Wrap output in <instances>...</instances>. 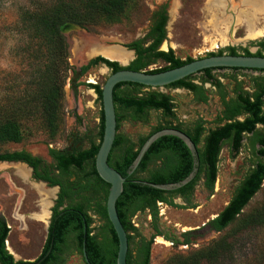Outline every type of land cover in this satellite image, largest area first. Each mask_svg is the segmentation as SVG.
Segmentation results:
<instances>
[{
  "label": "trees",
  "instance_id": "trees-1",
  "mask_svg": "<svg viewBox=\"0 0 264 264\" xmlns=\"http://www.w3.org/2000/svg\"><path fill=\"white\" fill-rule=\"evenodd\" d=\"M141 0H55L52 3H38L32 8H24L18 14L16 31L26 37L24 62L30 67V74L23 88L24 92L7 107L0 106V144L19 142L22 132L15 116L22 107H39L51 128H56L63 114L64 84L74 67L69 63V43L62 32L65 24L87 27L103 20L118 19ZM166 4H159L151 11L149 30L142 39H135L125 45L135 51V57L127 65L109 60L100 55L88 60L79 67L81 72L98 62L105 63L110 72L119 69L145 70L158 72L170 69L193 60L191 57L180 59L167 51L157 50L166 35ZM153 38L147 45V40ZM258 46L256 52L246 48L245 55H264V38L252 42ZM229 54H237L234 47H227ZM209 52L207 55H218ZM20 69L15 74L21 83V44L18 46ZM155 59L165 64L159 68L145 69ZM242 70L239 67H209L200 70V83L194 82V75L174 81L164 87L184 88L193 94L197 101L206 102L207 91L203 83L209 82L215 87L222 109L215 117L216 125L207 129L202 148H198L197 172L186 184L173 190H162L148 183L162 184L180 181L192 169V156L185 143L174 135H162L155 139L145 151L137 167L128 174L129 166L135 159L145 140L162 128H175L186 133L197 146L205 132L204 121H196L190 128H184L178 121L174 110L172 96L158 89L142 91V87L151 88L134 82H119L113 88V102L116 113V130L122 119L132 121L147 120L148 110H160L168 124L154 127L145 136L133 141L129 136L116 133L107 163L123 177L122 192L116 200V211L128 240L126 254L127 264H149L150 249L154 235L146 237L131 234L136 228L132 217L138 211L148 210L151 217L158 215L157 202L169 206H179L174 197L179 196L189 202L196 182L202 177L204 188L210 192L214 189L218 171V155L224 141H227L231 155H236L247 139V146L254 156L253 166L234 187L232 194L223 208L207 221L210 229L219 232L232 223L242 213L252 196L260 189L264 180V133L256 128L264 126V76L252 77L254 89L250 92L243 88L244 82L237 80L234 74L223 75L234 81L230 95L225 85L213 73V70ZM263 71L264 69H256ZM18 83V82H17ZM16 83V84H17ZM94 89L100 102L97 142L87 148L55 149L49 148L48 162L34 156L25 149L0 152L1 161H22L31 167V176L42 180L48 186L57 185V198L51 206L47 234L39 254L33 259H15L6 248L5 241L9 232L4 218L0 216V264H63L71 251L78 252L82 258L83 244L91 264H116L118 241L106 213V196L109 184L102 180L95 169V155L103 132V114L101 108V86L88 83ZM241 117V118H239ZM159 160V163L157 162ZM95 213L102 223L93 233L92 218ZM247 229L264 228V201L251 209L241 218ZM156 234H162L156 229ZM184 242L186 232L181 233ZM167 236V235H164ZM168 237V236H167ZM177 241L175 238H169ZM228 238L221 236L211 240L206 246L193 249L180 264H216L222 255L229 251ZM86 264V263H85ZM264 264V261L262 262Z\"/></svg>",
  "mask_w": 264,
  "mask_h": 264
},
{
  "label": "rangeland",
  "instance_id": "rangeland-1",
  "mask_svg": "<svg viewBox=\"0 0 264 264\" xmlns=\"http://www.w3.org/2000/svg\"><path fill=\"white\" fill-rule=\"evenodd\" d=\"M54 1L0 0V106H9L20 90L21 94L24 92L23 88L31 70L26 66L23 58L26 37L16 31L20 10L32 8L38 3L49 4ZM162 1L165 0H141L124 15H118V19L103 20L87 27L63 25L62 32L69 43V63L74 67V71L69 72L64 84L62 117L56 128H51L47 125L39 107H22L21 112L15 116L21 128L22 139L19 142L9 141L0 144V152L25 149L32 155L50 162L49 148L72 150L87 148L90 143L97 142L100 102L94 89L87 84L102 86L110 70L101 64H95L84 72H80L79 67L86 64L89 59L102 55L104 51L125 50L128 49L125 47L127 43L142 39L146 33L151 11ZM168 1H170L169 20L166 26V38L162 41L160 50L167 51L171 48L173 54L180 59L187 57L196 59L206 56L209 52H217L219 49L227 52V47H234L238 53H242L244 48L251 52L256 51L257 47L252 41L261 37H249L247 24L251 23L257 28L264 26V0ZM240 8H244L245 11L244 15L238 17L237 10ZM20 44L21 83L15 76L20 69L18 64L20 59L17 55ZM129 53L126 61H115L120 65H127L134 58L130 51ZM164 64V61L155 59L145 69L159 68ZM223 72L231 73L226 70H217L215 73ZM237 73L241 80H245V84L247 77L244 75L259 74L250 71ZM222 81L228 90L233 86V82L227 78ZM149 89L158 88L141 90ZM158 90L173 97L174 110L184 128H190L198 119L204 121L206 129L216 125L214 120L221 110V105L214 91L209 92L206 103H201L193 98L192 93L182 88L166 87ZM166 124L168 121L160 110L150 109L145 122L122 119L116 133L127 135L133 141H137L154 127ZM243 142L246 143V139ZM199 145L202 143L200 142ZM252 162L253 158L245 147L241 148L235 158H231L229 146L224 143L219 156L217 178L211 192L204 188L201 177L196 182L188 203L175 196L174 202L179 204L178 207L157 204L158 215L154 220L148 210L136 212L132 217V223L136 228L131 233L134 238L137 234L146 237L154 235L149 264H180L181 260L191 255L193 249L204 247L211 240L221 236L229 239L231 248L216 264H262L264 228L247 229L241 223V218L264 201V180L260 189L243 208L242 213L222 231L216 232L203 225L227 203L234 187ZM47 189H49L47 185L32 179L31 170L26 164L0 162V216L9 227L5 244L15 259H33L41 250L47 234L50 208L57 192L54 188L55 191H50L47 195ZM89 213L94 233L98 231L102 220L95 213ZM156 229L162 234L157 235ZM183 232H186L188 243H183L184 236L181 235ZM157 237H160L162 242H156ZM170 237L177 241H171ZM63 264H85V262L78 252L71 251L66 255Z\"/></svg>",
  "mask_w": 264,
  "mask_h": 264
},
{
  "label": "water",
  "instance_id": "water-1",
  "mask_svg": "<svg viewBox=\"0 0 264 264\" xmlns=\"http://www.w3.org/2000/svg\"><path fill=\"white\" fill-rule=\"evenodd\" d=\"M125 50L132 53L131 50ZM101 56L104 57L103 55ZM209 67L264 69V55L259 56L229 53L206 55L193 59L179 66L158 72H147L145 70H132L123 68L114 72H110L101 86L103 132L102 139L95 155L94 163L97 174L102 180L109 184L105 206L108 220L113 227L118 241L116 264H127L126 254L128 250V240L126 231L119 220L115 205L117 198L122 192L125 177H123L116 169H114L107 163L108 154L111 150L116 135V113L113 102V88L115 84L119 82H134L151 88L164 89L166 88L164 86L174 81L183 79L189 75L195 74L200 70ZM162 135H174L180 138L185 143L192 156L193 166L191 171L185 178L172 183H148L149 185L158 189L173 190L190 181L196 174L197 166L199 164L198 153L195 144L190 139V137L181 130L175 128H162L152 133L142 144L135 159L129 166L127 173L130 174L137 167L138 163L140 162L142 156L144 155L150 144ZM38 182L44 184V182L42 181ZM82 255L84 262L86 264H91L87 258L84 244Z\"/></svg>",
  "mask_w": 264,
  "mask_h": 264
},
{
  "label": "flooded vegetation",
  "instance_id": "flooded-vegetation-1",
  "mask_svg": "<svg viewBox=\"0 0 264 264\" xmlns=\"http://www.w3.org/2000/svg\"><path fill=\"white\" fill-rule=\"evenodd\" d=\"M170 1H168V0H165V1H162V2H160V3H158V4H156V6L154 7V9L159 5V4H166V8H165V13H166V15H167V20H166V23H165V30H166V26H167V22H168V20H169V12H170V3H169ZM153 9V10H154ZM148 30H149V22H148V26H147V29H146V33L148 32ZM145 33V34H146ZM145 36V35H144ZM261 38H257V40H254V41H252V42H255V41H258V40H260V39H262V38H264V35H262V36H260ZM165 38H166V35H165ZM164 38V39H165ZM163 39V40H164ZM153 40V38H151L150 40H147V42H146V44L145 45H147L149 42H151ZM162 43V42H161ZM161 43L159 44V45H157V50H160L159 49V47H160V45H161ZM256 47H257V49H258V46L255 44V43H253ZM247 49V48H246ZM257 49H256V51H257ZM129 50H131L132 51V54L134 55V57H135V51L133 50V49H129ZM248 50V49H247ZM222 51H223V49H222ZM256 51H254V52H256ZM251 52V51H250ZM223 53H228V51L227 52H225V51H223ZM253 53V52H252ZM237 54H243V52L242 53H237ZM98 56V55H97ZM101 56V55H100ZM134 59V58H133ZM132 59V60H133ZM114 61V60H113ZM131 61V60H130ZM88 62V61H87ZM96 64H101V65H103L105 68H107L108 70H110V68L105 64V63H103V62H98V63H96ZM91 66H93V65H91ZM90 66V67H91ZM80 70V69H79ZM220 71V70H226V71H230L231 73H225V72H223V73H221V74H216L215 72L216 71ZM217 70H213V73L217 76V78L223 83V81H222V79H224V77H223V75L225 74V75H231V74H234L235 76H236V78H237V80H241L239 77H238V71H250V72H258L259 74L258 75H255V76H264V72L263 71H259V70H256V69H250V68H243L242 70H238V71H233V70H229V69H217ZM111 71V70H110ZM81 72V71H80ZM197 74H199V73H195V74H193L194 75V79H193V81L194 82H197V83H200V74H199V76H197ZM244 76H246L247 77V84H245V80H242L243 82H244V84H243V88L245 89V90H247V91H252L253 89H254V86H253V81H252V77H255L254 75H250V74H248V75H244ZM195 79H197V80H195ZM228 79V78H227ZM228 80H230V79H228ZM230 81H232V80H230ZM233 82V85H234V81H232ZM224 84V83H223ZM203 85V87L206 89V91H207V95H208V98H209V92H211V91H214V93H215V87L214 86H211V84L209 83V82H205V83H203L202 84ZM225 85V84H224ZM225 87H226V89H227V86L225 85ZM142 88H146V87H142ZM232 88H233V86H231V89L230 90H228L227 89V91L229 92V94L231 95L232 93ZM182 89H184V88H182ZM186 90V89H185ZM188 91V90H187ZM190 92V91H189ZM191 93V92H190ZM193 95V94H192ZM215 95H216V93H215ZM218 97V96H217ZM173 98V97H172ZM194 98V97H193ZM218 100H219V98H218ZM172 101H173V103H174V99H172ZM197 101V100H196ZM207 101H208V99H207ZM206 101V102H207ZM198 102H201V101H198ZM206 102H201V103H206ZM220 103V102H219ZM174 105H175V103H174ZM221 105V104H220ZM174 109H175V107H174ZM221 109H222V107H221ZM176 113V112H175ZM176 115H177V113H176ZM217 116V115H216ZM177 118H178V116H177ZM199 120V119H198ZM198 120H196V121H198ZM201 120V119H200ZM178 121L179 122H181L180 121V119L178 118ZM195 121V122H196ZM215 121V120H214ZM194 122V123H195ZM193 123V124H194ZM192 124V125H193ZM258 126H261V128L260 127H258ZM204 127H205V125H204ZM206 128V127H205ZM256 128L259 130V131H261L262 133H264V126H262L261 124H257L256 125ZM207 133V129L205 130V132H203V134L201 135V143H202V145H203V138H204V136H205V134ZM244 139H246V138H244ZM243 139V140H244ZM200 142L198 143V145L196 146V149H198V148H202V145H199L200 144ZM224 143H227L228 144V142L227 141H224L223 142V144H222V146H221V149H222V147H223V145H224ZM243 143V146L242 147H245V149H247V151L249 152V154L251 155V157L253 158V160H254V156L252 155V153L250 152V149H249V147L247 146V139H246V143H244V142H242ZM228 146H229V144H228ZM241 147V148H242ZM241 148H240V150H241ZM221 149H220V152H221ZM240 150H239V152H240ZM198 151V150H197ZM220 152H219V155H218V162H219V156H220ZM238 152V153H239ZM198 153V152H197ZM238 153L236 154V155H231V153H230V148H229V156L231 157V158H235L237 155H238ZM1 162H20V163H24V162H22V161H1ZM157 162L159 163V160H157ZM218 162H217V165H218ZM24 164H26V163H24ZM26 166L31 170V172H32V169H31V167H29L27 164H26ZM253 166V162L251 163V166L248 168V170L251 168ZM248 170L246 171V173L248 172ZM245 173V174H246ZM244 174V175H245ZM32 177V176H31ZM33 179V178H32ZM35 180V179H34ZM35 181H42V180H35ZM42 182H44V184L45 185H47V183L45 182V181H42ZM48 186V185H47ZM48 187H55L56 189H57V192H56V194H55V198H54V200L57 198V193H58V191H59V187L57 186V185H54V186H48ZM206 189V188H205ZM207 190V189H206ZM181 198V197H180ZM54 200H53V203H54ZM184 201V200H183ZM185 202V201H184ZM185 203H187V202H185ZM157 204H164V203H162V202H157ZM53 205V204H52ZM51 205V206H52ZM50 214H51V210H50ZM213 218V217H212ZM50 219V218H49ZM209 220V219H208ZM207 220V221H208ZM48 223H49V221H48ZM207 223V222H206ZM206 223H204L203 225H207ZM208 226V225H207ZM209 227V226H208ZM158 235V234H157Z\"/></svg>",
  "mask_w": 264,
  "mask_h": 264
},
{
  "label": "bare ground",
  "instance_id": "bare-ground-1",
  "mask_svg": "<svg viewBox=\"0 0 264 264\" xmlns=\"http://www.w3.org/2000/svg\"><path fill=\"white\" fill-rule=\"evenodd\" d=\"M242 1H245V0H242ZM241 0H240V2H242ZM251 1H253V0H251ZM255 1V0H254ZM257 1V0H256ZM247 4V3H246ZM245 8V7H244ZM244 8H240V9H238L237 10V16L238 17H241L242 15H244V11H245V9ZM249 11V10H248ZM251 14V13H250ZM254 19V18H253ZM252 19V20H253ZM250 20V19H249ZM248 26H247V34H248V36L249 37H251V38H256V37H260V36H262L263 34H264V26L262 27V28H257V27H253V25L251 24V23H249V24H247ZM225 38V37H224ZM223 40V39H222ZM163 47H165V44L163 45ZM114 49V48H113ZM116 50V49H115ZM117 51V50H116ZM102 55L104 56V57H107V58H110V59H114V60H117V61H119V62H124V61H126V59L129 57V55H130V53H129V51H126V50H124V49H122V50H120V51H118V52H111V51H104L103 53H102ZM55 187H49V189H47V191H48V193H47V195L48 194H50V191H54L55 189H54ZM214 216V215H213ZM7 240V239H6ZM156 242H162L161 241V239H160V237H157V239H156Z\"/></svg>",
  "mask_w": 264,
  "mask_h": 264
},
{
  "label": "crops",
  "instance_id": "crops-1",
  "mask_svg": "<svg viewBox=\"0 0 264 264\" xmlns=\"http://www.w3.org/2000/svg\"><path fill=\"white\" fill-rule=\"evenodd\" d=\"M55 191V190H54ZM7 248V247H6Z\"/></svg>",
  "mask_w": 264,
  "mask_h": 264
}]
</instances>
